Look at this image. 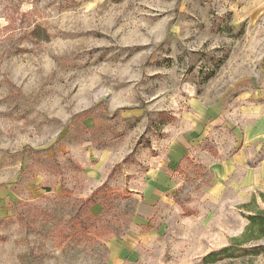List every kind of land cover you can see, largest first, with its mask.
<instances>
[{
  "label": "rangeland",
  "instance_id": "rangeland-1",
  "mask_svg": "<svg viewBox=\"0 0 264 264\" xmlns=\"http://www.w3.org/2000/svg\"><path fill=\"white\" fill-rule=\"evenodd\" d=\"M263 107L264 0H0V264H264Z\"/></svg>",
  "mask_w": 264,
  "mask_h": 264
},
{
  "label": "crops",
  "instance_id": "crops-1",
  "mask_svg": "<svg viewBox=\"0 0 264 264\" xmlns=\"http://www.w3.org/2000/svg\"><path fill=\"white\" fill-rule=\"evenodd\" d=\"M261 111L258 120L256 121V124L254 127L250 128L249 135L245 139L244 142V150L242 153H240V156L234 157V159H231L226 163L224 167H218L217 177L218 179H225L227 176L233 174L234 172H238L242 167V163H247L249 160L248 158L253 157L256 151L254 150V146L261 142L260 138L262 139V142H264V107L259 108ZM264 163V162H263ZM249 183L251 185L254 183L257 186L259 184H264V164L262 165L261 170L258 172H246Z\"/></svg>",
  "mask_w": 264,
  "mask_h": 264
},
{
  "label": "trees",
  "instance_id": "trees-1",
  "mask_svg": "<svg viewBox=\"0 0 264 264\" xmlns=\"http://www.w3.org/2000/svg\"><path fill=\"white\" fill-rule=\"evenodd\" d=\"M250 224L244 233L245 241L264 235V213L249 217Z\"/></svg>",
  "mask_w": 264,
  "mask_h": 264
}]
</instances>
